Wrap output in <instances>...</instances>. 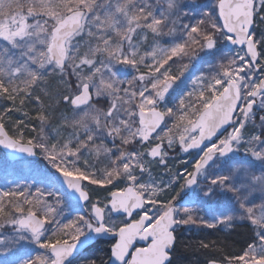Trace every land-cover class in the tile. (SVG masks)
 <instances>
[{"label": "snow or ice", "instance_id": "obj_1", "mask_svg": "<svg viewBox=\"0 0 264 264\" xmlns=\"http://www.w3.org/2000/svg\"><path fill=\"white\" fill-rule=\"evenodd\" d=\"M262 25L264 0H0V100L7 101L0 108V148L37 157L36 149L43 145L22 133L10 134L6 121L22 112L43 124L59 109H67L84 137L77 136L75 145L53 143L41 158L58 174L70 197L89 203L92 191L106 190L105 203H110L122 173L135 179L131 167H140L138 157L158 158L164 141L171 145L172 133L185 123L214 126V102L228 93L234 77L243 76L246 63L264 66V31H258ZM221 41L240 46L238 61L231 62L235 69L221 65L205 88L175 98L178 82L194 61L201 54H216ZM120 68L131 69V78L120 79ZM261 89L264 81L248 97L255 98ZM193 97L202 102L199 109ZM27 104L36 106L34 115L24 110ZM233 107L239 108V102ZM253 111L249 103L236 125L221 121L223 127L194 146L179 134L177 150L195 155L190 167L185 162L187 171L180 175L183 183L176 198L205 177L203 198L215 202L224 194L231 206L215 222H204L191 208L182 210L179 223L223 232L217 239L197 242L198 250L206 253V264H264V170L232 165L209 172L218 158L239 151L233 145L242 143ZM190 112H198L195 121ZM60 117L66 125L67 113ZM23 123L16 121L17 126ZM97 131L111 143H97ZM243 143L250 145L245 155L264 165V132ZM116 144L143 145V151L124 153ZM85 150L94 159L106 157L108 163L96 170L84 159L80 167ZM174 203L166 204L170 220L179 211ZM65 210L63 198L43 188H0V264H76L80 224L92 225L82 216H65ZM100 210L99 200L92 203L93 213ZM171 235L174 245L175 233ZM116 241L113 235V246ZM140 247L133 244L122 264H128ZM22 249L30 251L18 254ZM112 264L121 262L112 256ZM165 264H172L171 256Z\"/></svg>", "mask_w": 264, "mask_h": 264}, {"label": "rangeland", "instance_id": "obj_2", "mask_svg": "<svg viewBox=\"0 0 264 264\" xmlns=\"http://www.w3.org/2000/svg\"><path fill=\"white\" fill-rule=\"evenodd\" d=\"M190 2V0H189ZM225 45V43H223ZM226 46V45H225ZM219 49V46H218ZM3 51V48L0 47V52ZM237 51L233 50L231 53H228L226 51V47H221V51L219 52L221 57H227V60L221 61L211 59L208 61V59L212 56L204 57L203 54H201V59H198L194 61V67H192V70L186 75V77L182 78L181 81L178 82L177 87L174 90L173 96L178 99L179 95L182 92H190V91H198L202 88H205L208 83L213 81V77L218 75V72L221 71V65H223L225 68H232L235 69V65H233L231 62L232 60H237ZM243 54V53H241ZM216 55V54H215ZM189 62V61H188ZM264 68V66H262ZM244 74L243 76H235L232 82H235L239 85V87L242 89V109L240 110V113L238 117L235 120V123L237 124V121H240L242 119V113L245 108V106L251 102V99L248 97L247 93L251 91L256 84L260 80V76L254 72V69L252 68V65L245 64L244 65ZM120 79H130L132 75V70L129 68H120L119 73ZM203 76L205 79L201 80L200 77ZM195 81V83H194ZM215 95V93H213ZM259 110L250 117V120L247 124V131L243 137V141H248L250 139V136L252 134L259 135L261 132H263L264 129V121L260 119L261 116H264V94L261 96L259 100ZM10 103V102H9ZM193 104L194 106L199 109L202 105L201 101L195 100V97H193ZM4 106V100H0V108ZM99 109V108H98ZM62 112L67 113L68 117V123L66 125L61 123V117L60 113L57 116V119L54 120V123H50L47 127L48 129V138L49 142H45L44 138L42 137V132H33L30 131L27 135H25L24 131L17 132L14 130L12 132L13 135L22 133L24 138H32L37 141L38 144L43 145V148H38V156L40 159V162H26L21 165H18L17 172L14 173V167L15 165L10 164L4 153H0V178L7 175H13L15 179L18 178H24L28 179L29 177L35 175V180H38L41 182V179L44 182H48L52 184V187L50 189L43 188L45 191H51L56 193L57 195H60L63 200L66 203V210H65V216L72 215L76 210H80L86 213V221H88L92 227L89 228L86 224V234L96 228L95 221L91 217V210H92V204L85 208L81 209L77 204H71L72 201L70 199L67 201L66 197L61 195V188L58 186L57 182L54 179L55 171L51 168V165L47 160H43L41 156L44 153V150L47 149L51 144L53 143H59L64 144L68 141H71L73 145L77 143V136L83 138L84 137V130L80 129L78 126L74 125L72 123V114L68 110H63ZM198 112H190L189 116L192 121H195L197 118ZM23 113H12L11 118L8 119V121L11 120H22L24 123L23 126L26 125V120ZM6 121V123H8ZM42 126H45V123L42 124ZM193 124L192 123H185L178 131H174L173 134V142L171 145H168L167 140L164 141L165 147L169 151H173L175 149H178V145L180 143L179 141V134L183 133L185 136V140L187 144H190L191 142L195 141L198 137V134H192L191 128ZM169 128H171V123L168 125ZM97 137V143L101 141H106L107 143H111L110 139H106L104 137L103 131H97L95 133ZM241 144H235L234 148H238L239 151H235L234 159L231 163H222V164H216L215 167H213L209 172H218V171H226L228 170L232 165H242L249 170H255L257 173L259 171L264 170V165L260 161H256L251 158L249 155H245V150L250 145L247 143ZM119 145V144H118ZM134 146V144H133ZM116 148L117 145H115ZM119 150H121V145H119ZM259 150V149H257ZM122 151V150H121ZM137 153L143 151V146L140 145V148L135 150ZM174 152V151H173ZM171 152V153H173ZM166 152L163 153V158L160 162H154L151 160V157H138V162L140 164V167L132 166L131 172L135 179H133L131 176L125 177V174H121V183L118 186L119 190H116L114 192H122L125 190L127 186H133L136 191L146 197V203L147 207L146 210L142 215H146L148 218L151 219L152 223L149 228H151L158 220H160L164 214L167 211L166 207V198H164L165 190H164V181L162 180V177H158L157 174L154 172H166V171H173L178 173V167L184 165L185 162H188L190 164L192 162V159H186V154H184L180 150V156L177 157V159H182L178 163H173V161H169L168 154ZM193 158V157H192ZM84 159H87L89 162L90 169H101L104 167L108 161L106 157H100L99 159H94L92 154H90L87 150L84 151L81 159L79 160V166L84 167ZM133 165L136 164V162H131ZM175 166V169L172 167ZM143 167L145 168V174L142 177L138 176L139 169ZM136 178L141 179V181L136 180ZM10 182L8 185L11 186ZM207 179L205 177H201V186L198 187L197 193L193 199H191L189 202L185 203L183 206H180L178 209L179 213L176 216V233L181 232V234H184L185 231H193L196 234H199V232H203L206 230V233L212 231L205 228H198L196 226H186L182 223H179L178 221L181 219L182 210L184 208H191L194 210L195 215L202 217L204 222H215V219L217 217H220L222 214L227 213L230 210V205L225 202L224 200H228V197L224 194L220 195V199L213 202L210 200H206L201 195L203 190L207 187ZM15 187V186H12ZM113 192V193H114ZM92 197L93 202L99 200L100 201V208L105 212L106 214V227L109 232L111 233H117L119 229L124 228L125 226L129 225L125 219H113L111 216V213L109 211V203H105L108 197V193L106 190L104 191H98L94 190L92 191ZM223 199V200H222ZM133 222H137L136 219L133 220ZM222 232V231H221ZM223 233V232H222ZM81 234V233H80ZM81 238V237H80ZM79 238V239H80ZM30 251V249H22L21 253L18 254H27V252Z\"/></svg>", "mask_w": 264, "mask_h": 264}, {"label": "water", "instance_id": "obj_3", "mask_svg": "<svg viewBox=\"0 0 264 264\" xmlns=\"http://www.w3.org/2000/svg\"><path fill=\"white\" fill-rule=\"evenodd\" d=\"M228 46L229 48L235 47L230 44H228ZM236 47L239 48L240 46ZM253 65L256 66L254 63ZM262 93H264V89H261L260 93L255 98H253L254 102H252V104L254 106V111L249 114L248 120L250 116L257 111L259 107L258 101ZM241 97L242 95L239 86L235 82H232L229 85L228 93H225L221 99L214 102V108L217 115L214 126H193L192 133H198V138L191 144L194 146L205 139L213 131L219 130V127H223L224 125L221 123V121L227 120L229 124L234 125V120L241 107ZM237 101L239 102V108H234L233 105ZM230 129L231 128H229V131ZM0 149L6 154L8 160L12 163L25 159H37V157H26L19 152L9 151L2 148ZM162 153L158 158H153L160 159L162 157ZM233 154L234 152H232L228 157L233 156ZM55 178L59 185L66 191L61 179L58 178V174L55 175ZM195 189L196 187L190 189L186 198L193 196ZM70 198L81 207H86L90 203H85L75 197ZM109 208L114 218H127V220L130 222L133 219L135 213L143 212L145 209V201L136 193L133 187H128L124 192L115 193L112 195ZM92 214L97 222L98 228L88 233L77 242L79 247L77 248L76 261L99 242H112V237L114 234L108 233L105 227L104 212L100 210L99 212ZM149 221L150 218L144 216L139 222L131 224L115 235L117 237V241L115 246L112 247L111 252L112 256H114L117 261H120L121 264L127 256L129 250L132 249L133 244L136 243L141 245V249L133 252L128 264H165V261L169 256H171V259L173 260L172 254L176 246V237L175 244L173 245L171 233L175 232V220H170L169 214L167 213L155 226L146 231V228L150 225L148 223ZM112 256L109 264H112Z\"/></svg>", "mask_w": 264, "mask_h": 264}, {"label": "trees", "instance_id": "obj_4", "mask_svg": "<svg viewBox=\"0 0 264 264\" xmlns=\"http://www.w3.org/2000/svg\"><path fill=\"white\" fill-rule=\"evenodd\" d=\"M185 63L188 62V58H185ZM7 103V101H4V105ZM98 107H102V103L100 105H97ZM35 108L36 106L33 104H27L25 105L24 110L29 112V115L32 116L35 114ZM63 110L67 109H59L58 111L55 112L53 118L49 122H45V126H42L41 122L30 119L29 117H26V125H19L17 126L16 121L18 120H11L8 121V131L10 134L16 130L17 132L19 131H24L25 135H27L30 131L33 130V128L37 129V132H42L43 138L45 142H49L48 138V125L51 123H54V120L57 119V116L60 112ZM264 132V129H263ZM13 135V134H12ZM139 145H134L133 144H128V145H121V150L124 153H128L132 151L133 149L138 150ZM1 153V152H0ZM20 164L15 165L14 167V173L17 172V167ZM183 169V168H181ZM35 175L29 177L28 179L24 178H18L15 179L13 175H7L4 176L3 178H0V188H10L9 183H16L17 185H24L27 186L28 184H31L33 188L35 187H44L47 188L44 183L38 180L34 179ZM26 184V185H25ZM54 187V186H52ZM66 197L67 201L69 200L67 198V195L64 194ZM73 204V203H71ZM71 216L76 217V216H82L86 220L87 216L86 213L83 211H78L76 210ZM89 218H92L89 216ZM81 228V234L80 237L86 234V223L81 222L80 224ZM219 235H223L222 232H215V231H210L206 233L205 231L199 232V234L194 233L193 231H185L184 234H181V232H178L176 234L177 236V244L175 251L173 253V260L172 264H206L205 259H206V253L203 250H198V244L197 242L199 240H207V239H217ZM234 240H238L239 237H233ZM112 243H99L96 246H94L92 249H90L86 254H84L79 260L76 261V264H109L110 260V255L109 251L111 249Z\"/></svg>", "mask_w": 264, "mask_h": 264}, {"label": "flooded vegetation", "instance_id": "obj_5", "mask_svg": "<svg viewBox=\"0 0 264 264\" xmlns=\"http://www.w3.org/2000/svg\"><path fill=\"white\" fill-rule=\"evenodd\" d=\"M258 31H264V25H262L261 26V28L260 29H258ZM224 42L223 41H221V43L218 45V46H224V44H223ZM225 45H227V44H225ZM253 69H254V72L255 73H259V76H260V80H259V82L260 81H263L264 80V68H262V66L261 65H259V68H254L253 67ZM258 82V83H259ZM251 103V102H250ZM232 132V131H231ZM230 132V133H231ZM229 133V134H230ZM143 146V145H142ZM165 146V145H164ZM174 151V152H173ZM173 151H169V153H167L168 152V149L166 148V147H164V152H166L167 154H168V159L167 160H169V161H173V163H178V162H180L181 160L180 159H177V157L178 156H180V150H177V149H175V150H173ZM171 152H173V153H171ZM183 152V151H182ZM184 153V152H183ZM185 154V153H184ZM195 154H193V156H194ZM193 156H188V155H186V159H193L192 157ZM163 158V157H162ZM162 158L160 159V160H154L152 157H151V160L152 161H154V162H160L161 160H162ZM144 159H145V157H144ZM232 162V160L231 161H229V160H227V159H220V158H218V160H217V164H222V163H231ZM215 165V164H214ZM191 166V163L189 164V167ZM174 169H175V166H172ZM177 167L179 168L178 169V173H176V172H173V171H166V172H154L155 174H157L158 175V177H162V180L164 181V184H165V186H164V192H165V195H164V198H166V203H168V204H173L174 202V206H176V209L178 210L179 208H180V206H183L185 203H187L188 201H189V199H187L186 198V195L188 194V191L189 190H186L184 193H181V196L177 199L176 198V192H178L179 191V185L180 184H182L183 183V181L182 180H180V175H182V174H184L186 171H187V169H185V167H184V165H182V166H179V165H177ZM215 167V166H214ZM181 168H183V169H181ZM143 174H144V172L143 171H141V170H139V172H138V176L139 177H142L143 176ZM136 180H138V181H141V179H139V178H136ZM143 181V180H142ZM141 181V182H142ZM199 186H201V179H200V182H199V184L197 185V188H196V193H197V189H198V187ZM196 195V194H195ZM144 197V196H143ZM144 199L146 200V197H144ZM92 200H93V197H92ZM166 212H168V210L166 211ZM178 213L179 212H177L176 213V216L178 215ZM143 214V213H142ZM142 214H139V215H136L135 217H134V219H136V221H138V220H140L141 219V217L143 216Z\"/></svg>", "mask_w": 264, "mask_h": 264}]
</instances>
